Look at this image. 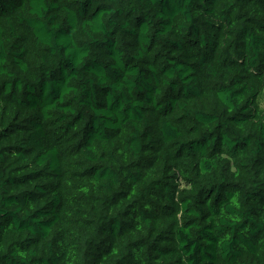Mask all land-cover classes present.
<instances>
[{"label": "trees", "instance_id": "16d2710c", "mask_svg": "<svg viewBox=\"0 0 264 264\" xmlns=\"http://www.w3.org/2000/svg\"><path fill=\"white\" fill-rule=\"evenodd\" d=\"M0 264H264V0H0Z\"/></svg>", "mask_w": 264, "mask_h": 264}]
</instances>
